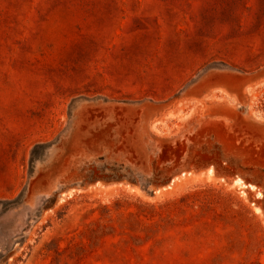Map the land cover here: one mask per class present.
Wrapping results in <instances>:
<instances>
[{"label":"rangeland","instance_id":"1","mask_svg":"<svg viewBox=\"0 0 264 264\" xmlns=\"http://www.w3.org/2000/svg\"><path fill=\"white\" fill-rule=\"evenodd\" d=\"M0 264H264V0H0Z\"/></svg>","mask_w":264,"mask_h":264}]
</instances>
